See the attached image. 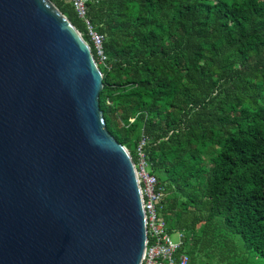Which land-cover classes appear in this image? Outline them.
I'll return each instance as SVG.
<instances>
[{
  "label": "trees",
  "instance_id": "16d2710c",
  "mask_svg": "<svg viewBox=\"0 0 264 264\" xmlns=\"http://www.w3.org/2000/svg\"><path fill=\"white\" fill-rule=\"evenodd\" d=\"M90 46L69 0H50ZM99 108L189 264H264V0H86ZM133 119V122H130Z\"/></svg>",
  "mask_w": 264,
  "mask_h": 264
},
{
  "label": "water",
  "instance_id": "95a60500",
  "mask_svg": "<svg viewBox=\"0 0 264 264\" xmlns=\"http://www.w3.org/2000/svg\"><path fill=\"white\" fill-rule=\"evenodd\" d=\"M102 88L50 0H0V264H141V197Z\"/></svg>",
  "mask_w": 264,
  "mask_h": 264
},
{
  "label": "built area",
  "instance_id": "2783aa9c",
  "mask_svg": "<svg viewBox=\"0 0 264 264\" xmlns=\"http://www.w3.org/2000/svg\"><path fill=\"white\" fill-rule=\"evenodd\" d=\"M69 2L77 17L86 24L90 45L96 53V64L105 65L106 56L102 49L103 36L98 34L86 20V0H69ZM130 122H133V119H130ZM144 142L145 139H142L136 150V161L133 162L146 229L145 251L141 264H189L186 254H177L183 242L182 233L170 234L160 217L159 209L163 200V188L158 185L156 178L150 173L141 150ZM173 235L176 236V240L172 239Z\"/></svg>",
  "mask_w": 264,
  "mask_h": 264
},
{
  "label": "rangeland",
  "instance_id": "374dc122",
  "mask_svg": "<svg viewBox=\"0 0 264 264\" xmlns=\"http://www.w3.org/2000/svg\"><path fill=\"white\" fill-rule=\"evenodd\" d=\"M172 239H173V240H176V236H175V235H173V236H172Z\"/></svg>",
  "mask_w": 264,
  "mask_h": 264
},
{
  "label": "clouds",
  "instance_id": "9594fccd",
  "mask_svg": "<svg viewBox=\"0 0 264 264\" xmlns=\"http://www.w3.org/2000/svg\"><path fill=\"white\" fill-rule=\"evenodd\" d=\"M86 42V41H85ZM96 62V61H95ZM97 65V64H96ZM97 67H98V65H97Z\"/></svg>",
  "mask_w": 264,
  "mask_h": 264
}]
</instances>
